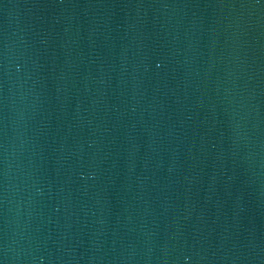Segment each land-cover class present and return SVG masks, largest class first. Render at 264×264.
Instances as JSON below:
<instances>
[{
	"label": "water",
	"instance_id": "1",
	"mask_svg": "<svg viewBox=\"0 0 264 264\" xmlns=\"http://www.w3.org/2000/svg\"><path fill=\"white\" fill-rule=\"evenodd\" d=\"M0 264H264V0H0Z\"/></svg>",
	"mask_w": 264,
	"mask_h": 264
}]
</instances>
